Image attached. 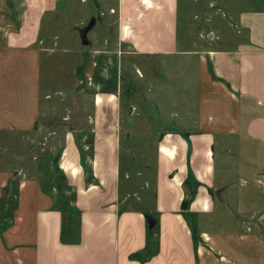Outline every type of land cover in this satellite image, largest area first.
I'll return each mask as SVG.
<instances>
[{
	"label": "rangeland",
	"instance_id": "374dc122",
	"mask_svg": "<svg viewBox=\"0 0 264 264\" xmlns=\"http://www.w3.org/2000/svg\"><path fill=\"white\" fill-rule=\"evenodd\" d=\"M148 1L149 6L143 0H58L55 9L42 20L38 43L33 50L23 52L7 44L20 29L22 0H4V35L0 34V118L4 119L10 110L34 109L36 113L29 132L8 134L0 129L4 169L7 159L8 164H15L20 161L17 153H22V169L38 180L45 193L57 199L58 206L67 208L66 220L75 223L74 228L77 216L83 211L82 204H77L74 212L69 210L74 196L75 202L93 203L80 196V188H86L89 183L109 185L113 180L104 155L116 136L121 185L129 172L130 185L156 187L160 168L163 183L167 155L164 146L170 142L174 155L179 152L175 137L177 108L191 105L192 95L197 91L194 81L199 73V55L196 52L210 47L219 34L224 38L223 44L237 43L241 37L237 23L239 11L252 6L264 7V0H180L175 7L170 3L167 6L166 0L164 4L161 0ZM48 2L31 0L35 8ZM93 16L96 23L87 35L90 43L83 44L78 28L86 26ZM131 42L139 47L146 44L178 52L170 56L139 54ZM185 78H189L188 83L183 82ZM160 118L163 127L171 124V128H160ZM6 138H12L15 143L8 147ZM74 147L81 154L83 168L78 178L71 168L65 169L66 152L71 157ZM222 148L220 143L215 146V192L220 190L222 195L214 193V201L221 205L217 220H224L217 226L228 230L229 224H234L229 210L235 209V204L243 205L245 210L250 208L257 215L264 212V187L257 182L263 169L255 163L262 148L251 140L233 146L230 156L226 151L223 154ZM240 149L245 152L238 161L233 151L239 153ZM179 160L177 155L167 166L173 168ZM111 168L114 169L112 165ZM238 169L246 174L240 175ZM102 170L106 184L101 183L96 173ZM142 171L145 174L137 177ZM154 174L155 178L151 176ZM148 175L155 180L148 182ZM244 179L249 183L244 184ZM18 182V178L12 179L9 190L6 187L0 196V236L4 232V219L8 221L16 207ZM69 184L78 188V194ZM225 198L231 208L223 202ZM130 203L137 204L131 199L127 205ZM142 206L145 207L142 204L137 208ZM144 210L148 215L147 209Z\"/></svg>",
	"mask_w": 264,
	"mask_h": 264
},
{
	"label": "crops",
	"instance_id": "0c3cea01",
	"mask_svg": "<svg viewBox=\"0 0 264 264\" xmlns=\"http://www.w3.org/2000/svg\"><path fill=\"white\" fill-rule=\"evenodd\" d=\"M57 1L50 0L35 8L31 0L30 4L22 0L20 29L15 38L7 41L8 47L23 52L33 50L40 39L42 20L55 9ZM178 1L166 0L165 4L175 7ZM143 2L150 5L148 0ZM161 2L164 4L165 0ZM237 23L241 35L237 43L225 45L219 34L210 47L196 52L199 55V73L194 81L197 91L192 95L191 105L177 108L175 116L180 160L173 168L167 166L168 161L177 156L167 142L163 148L167 154L166 171L162 183L160 168L156 187L130 185L129 172L121 185L116 136L104 155L113 180L109 185L89 183L86 188H80V196L93 203L75 202L74 196L69 210L74 212L77 204L83 206L74 228L75 223L66 220L67 208L58 206L57 199L45 193L38 180L22 169L23 154L13 149L20 161L8 164L7 159L4 169V159H1L4 153H0V196L12 179H19L16 207L10 210L12 214L8 221L6 219L0 236V264H264V212L257 215L256 211L235 204L236 210H229L234 224L231 222L226 230L217 226L224 220H217L221 205L214 201L217 188L215 146L218 143L223 147V154L226 151L230 156L233 146H241L247 140L258 142L262 149L255 163L264 173V7L240 10ZM0 34L4 35V0H0ZM131 43L139 54L170 56L178 52ZM32 59L34 57L24 61ZM188 81L189 78L183 79L185 83ZM186 96L191 98L189 94ZM33 113L36 114L34 109L8 111L4 119L0 118L1 131L4 129L8 134L29 132L36 121ZM161 121L160 118V128L163 127ZM170 128L171 124L163 127ZM10 139L13 140L5 139L8 147L14 142ZM74 150L71 157L66 152L65 169L71 168L78 178L83 168L81 154L75 147ZM243 152V149L239 153L233 151L234 158L239 161ZM89 160L93 162L92 158ZM96 173L101 183H105L103 170ZM238 173L243 176L246 171L238 169ZM144 174L138 172L137 177ZM84 176L88 179L85 171ZM151 176L155 178V174ZM152 180L149 176L147 181ZM243 183L249 181L244 179ZM70 188L78 194V188L71 185ZM220 193L222 195V191ZM130 199L137 204L127 205ZM223 202L231 208L226 198ZM142 204L145 207L138 209ZM144 209L155 219L152 225ZM153 212L159 215L150 214ZM1 214L0 210V218Z\"/></svg>",
	"mask_w": 264,
	"mask_h": 264
},
{
	"label": "water",
	"instance_id": "95a60500",
	"mask_svg": "<svg viewBox=\"0 0 264 264\" xmlns=\"http://www.w3.org/2000/svg\"><path fill=\"white\" fill-rule=\"evenodd\" d=\"M95 23H96V17L93 16L86 26L78 28L79 35L81 37V41L83 44H89L90 43V41L87 38V35H88V32L94 27ZM212 36H213V34L211 33L210 37H212ZM132 110H133V107H131V111ZM216 195L220 196V190H218L216 192ZM146 219L150 223V225H152L155 222V219L152 217V215H147Z\"/></svg>",
	"mask_w": 264,
	"mask_h": 264
},
{
	"label": "built area",
	"instance_id": "2783aa9c",
	"mask_svg": "<svg viewBox=\"0 0 264 264\" xmlns=\"http://www.w3.org/2000/svg\"><path fill=\"white\" fill-rule=\"evenodd\" d=\"M258 183L261 185V186H264V173H262L260 175V177L258 178Z\"/></svg>",
	"mask_w": 264,
	"mask_h": 264
},
{
	"label": "trees",
	"instance_id": "16d2710c",
	"mask_svg": "<svg viewBox=\"0 0 264 264\" xmlns=\"http://www.w3.org/2000/svg\"><path fill=\"white\" fill-rule=\"evenodd\" d=\"M189 181H186V184H188ZM191 186V185H190ZM194 186V185H193ZM191 189H193V187H191ZM185 202V201H184ZM4 223H7L6 220L4 219Z\"/></svg>",
	"mask_w": 264,
	"mask_h": 264
}]
</instances>
